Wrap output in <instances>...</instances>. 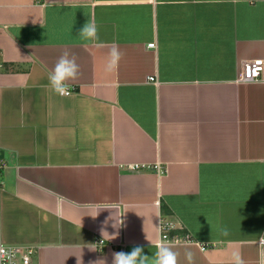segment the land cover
<instances>
[{
	"label": "crops",
	"instance_id": "1",
	"mask_svg": "<svg viewBox=\"0 0 264 264\" xmlns=\"http://www.w3.org/2000/svg\"><path fill=\"white\" fill-rule=\"evenodd\" d=\"M92 20L100 47L79 35ZM65 53L69 96L49 81ZM253 59L264 0H0L3 242L34 264L161 243L176 264H264V70L238 81Z\"/></svg>",
	"mask_w": 264,
	"mask_h": 264
},
{
	"label": "clouds",
	"instance_id": "2",
	"mask_svg": "<svg viewBox=\"0 0 264 264\" xmlns=\"http://www.w3.org/2000/svg\"><path fill=\"white\" fill-rule=\"evenodd\" d=\"M79 35L85 41L96 44L97 47L102 46V42L98 35V28L94 20L87 21L80 29ZM110 55H116L115 48L111 50ZM109 66H111V61ZM77 69L78 65L75 60L69 59L67 53L63 54L55 64L53 70L49 73V81L52 90L60 94H67L70 85L66 82L75 79L77 76ZM186 258L191 261L192 253L186 252ZM176 261L177 253L167 244L161 243L151 257L145 254L142 246H135L128 252H115L113 253L112 264H176ZM99 264H104V262L99 261ZM237 264H239L238 258Z\"/></svg>",
	"mask_w": 264,
	"mask_h": 264
},
{
	"label": "built area",
	"instance_id": "3",
	"mask_svg": "<svg viewBox=\"0 0 264 264\" xmlns=\"http://www.w3.org/2000/svg\"><path fill=\"white\" fill-rule=\"evenodd\" d=\"M154 44H149L148 48H154ZM264 70V62L262 59H253L248 60L243 63L240 73L238 75V81L244 83L256 82L261 78V75ZM152 81V78H149ZM72 93V90L68 89L67 94H61L64 96H69ZM1 169L0 164V193L3 188V182L1 180ZM131 169L137 170L141 169L140 166L131 167ZM155 171L158 174H162L164 169L161 166H155ZM161 240L169 241L170 238L167 235V226L161 224ZM175 240H178L175 238ZM98 244L103 245V241L99 240ZM36 254V248L27 245H7L3 242L1 238V211H0V264H34L33 258Z\"/></svg>",
	"mask_w": 264,
	"mask_h": 264
}]
</instances>
